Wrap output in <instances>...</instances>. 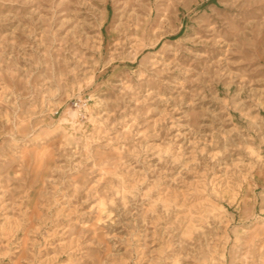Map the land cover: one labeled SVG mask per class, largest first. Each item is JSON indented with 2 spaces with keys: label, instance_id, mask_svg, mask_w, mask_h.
<instances>
[{
  "label": "rangeland",
  "instance_id": "1",
  "mask_svg": "<svg viewBox=\"0 0 264 264\" xmlns=\"http://www.w3.org/2000/svg\"><path fill=\"white\" fill-rule=\"evenodd\" d=\"M0 264H264V0H0Z\"/></svg>",
  "mask_w": 264,
  "mask_h": 264
}]
</instances>
